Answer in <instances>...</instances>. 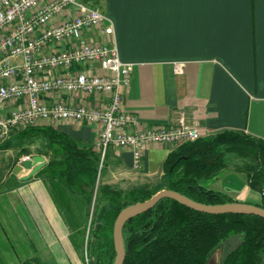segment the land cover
<instances>
[{"label": "crops", "instance_id": "0c3cea01", "mask_svg": "<svg viewBox=\"0 0 264 264\" xmlns=\"http://www.w3.org/2000/svg\"><path fill=\"white\" fill-rule=\"evenodd\" d=\"M100 5L113 27L119 58L133 65L130 83L122 91L124 105L140 128L171 125L184 114L188 122L199 124L202 137L233 130L264 140V0H102ZM85 36L93 42L104 40L98 29ZM177 64L181 73L175 72ZM99 98L65 97L92 106L100 104ZM46 125L91 148L101 129L86 122ZM172 150L170 145L147 146L136 170L129 149L110 146L102 183L126 188L154 182ZM46 164L27 180L21 177L29 171L17 180L0 181V235L8 243L20 233L30 243L34 233L48 235L41 252L44 261L77 264L84 230L80 222L84 225L89 203L48 178ZM204 185L233 201L262 200L246 173L233 164ZM226 246L220 247V259ZM6 257L0 252V264L30 260Z\"/></svg>", "mask_w": 264, "mask_h": 264}, {"label": "trees", "instance_id": "16d2710c", "mask_svg": "<svg viewBox=\"0 0 264 264\" xmlns=\"http://www.w3.org/2000/svg\"><path fill=\"white\" fill-rule=\"evenodd\" d=\"M92 1L98 4L102 0ZM13 137L16 145L30 139L43 142L39 154L50 157L46 164L48 178L80 194L88 203L96 192L90 233L94 232L96 241L102 240L101 256H107L103 264L114 263L113 225L120 211L160 190L171 189L209 205L233 202L228 195L204 185L227 166V156L247 160L244 166L235 164L236 169L244 171L249 186L262 193L256 205L264 208V140L242 131L225 130L176 147L167 155L159 179L126 188L102 183L104 162L101 166L99 152L78 145L52 125L29 127ZM123 239L124 264H206L216 249L232 240L237 244L224 254L221 264H264V218L207 214L170 198L161 199L147 212L129 220L123 228Z\"/></svg>", "mask_w": 264, "mask_h": 264}, {"label": "built area", "instance_id": "2783aa9c", "mask_svg": "<svg viewBox=\"0 0 264 264\" xmlns=\"http://www.w3.org/2000/svg\"><path fill=\"white\" fill-rule=\"evenodd\" d=\"M94 29L103 42L85 36ZM112 35L108 16L92 0H0V141L49 123H95L100 165L113 146L129 149L139 170L147 146L175 149L201 138L199 124L184 114L171 125L140 128L122 91L133 65L121 61ZM175 72H182L180 64ZM95 96L99 105L85 101Z\"/></svg>", "mask_w": 264, "mask_h": 264}, {"label": "rangeland", "instance_id": "374dc122", "mask_svg": "<svg viewBox=\"0 0 264 264\" xmlns=\"http://www.w3.org/2000/svg\"><path fill=\"white\" fill-rule=\"evenodd\" d=\"M100 5V3H98ZM101 6V5H100ZM15 133H13L8 139L5 141H0V181L4 178L16 179L23 175V173H27L28 170H23L19 175H15L13 173L14 168L23 161L24 158L33 157L34 155H40L39 151L43 149V142L40 139H30L25 141L23 144H17V140L13 137ZM11 142L8 148H4ZM23 152L19 155L20 151ZM43 156V155H42ZM49 160L50 157L45 155ZM44 157V156H43ZM224 161L227 165H245L247 160H237L232 159L231 156H227L224 158ZM29 173V172H28ZM103 177V172L101 178ZM96 203V192L92 198V201L88 204V212L85 215L84 225L82 221L80 222L78 219L76 220V225L81 223L84 226L83 232V242L80 251L77 252L78 260H76L77 264H103L106 262L107 256H101L102 250L104 247L102 246V240L96 241V236H94V232L90 233V222L92 218V214L94 211ZM68 217L66 216L65 219ZM19 233V232H18ZM11 236V235H10ZM21 233L16 238L11 237V242H7L5 236L0 235V252L7 256L6 258L9 260H24L25 258H30L28 261L32 264H57L56 259L54 260H46L42 258L44 256L41 254L43 248L46 246V240L44 242V238L48 235H40L39 233H34V238L32 239V243L26 241V236ZM54 238V236H52ZM99 238V237H97ZM25 239V242L24 240ZM28 239V238H27ZM237 244V240H232L227 244L226 249L231 250ZM226 252V251H225ZM224 256V253H223ZM102 257V258H100ZM33 258V259H32ZM115 261V258H114ZM75 264V263H74ZM114 264V263H113Z\"/></svg>", "mask_w": 264, "mask_h": 264}, {"label": "water", "instance_id": "95a60500", "mask_svg": "<svg viewBox=\"0 0 264 264\" xmlns=\"http://www.w3.org/2000/svg\"><path fill=\"white\" fill-rule=\"evenodd\" d=\"M45 164L46 161L42 155H34L31 159L21 161V163L14 168L13 173L19 175L23 170H28L29 173L21 177V180H27L42 169ZM164 198L173 199L190 209L207 214H251L264 218V208L256 204L233 201L223 204L209 205L194 201L174 190L163 189L145 201L137 202L125 207L116 217L112 234L115 251L114 264H124L125 262L126 252L123 239V228L125 224L132 218L147 212ZM219 252L220 248L216 249L211 254L206 264H221Z\"/></svg>", "mask_w": 264, "mask_h": 264}]
</instances>
